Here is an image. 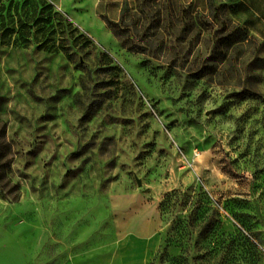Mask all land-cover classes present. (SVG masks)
Masks as SVG:
<instances>
[{
	"label": "rangeland",
	"instance_id": "rangeland-1",
	"mask_svg": "<svg viewBox=\"0 0 264 264\" xmlns=\"http://www.w3.org/2000/svg\"><path fill=\"white\" fill-rule=\"evenodd\" d=\"M44 1L90 42L0 46V264H264V13Z\"/></svg>",
	"mask_w": 264,
	"mask_h": 264
},
{
	"label": "trees",
	"instance_id": "trees-1",
	"mask_svg": "<svg viewBox=\"0 0 264 264\" xmlns=\"http://www.w3.org/2000/svg\"><path fill=\"white\" fill-rule=\"evenodd\" d=\"M113 32L120 35L118 23L108 21ZM54 5L44 0H7L0 5V46L28 47L32 41L39 43L38 48L50 52H63L71 57L70 50L78 45L86 46L90 40L82 34ZM242 40L247 32L240 30ZM71 41V44H69ZM178 190L167 193L160 203L161 209L178 198ZM215 230V222H205L203 227ZM245 240L247 237L243 236ZM216 241L221 236H215ZM251 244V242H249Z\"/></svg>",
	"mask_w": 264,
	"mask_h": 264
},
{
	"label": "crops",
	"instance_id": "crops-1",
	"mask_svg": "<svg viewBox=\"0 0 264 264\" xmlns=\"http://www.w3.org/2000/svg\"><path fill=\"white\" fill-rule=\"evenodd\" d=\"M122 0H95V4L110 6V5H120ZM184 3L191 4L197 10L202 12H207L210 7V0H180ZM220 4H223L230 13L237 14V13H264V0H214ZM118 10L115 12L119 13ZM104 14H108L107 9L104 11ZM117 15H113L111 18H116ZM149 243L143 242L141 246V253L144 255L143 259H147V257L151 253V249L149 248ZM124 264H138L135 259H133V253H127L123 257Z\"/></svg>",
	"mask_w": 264,
	"mask_h": 264
}]
</instances>
